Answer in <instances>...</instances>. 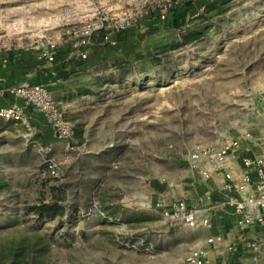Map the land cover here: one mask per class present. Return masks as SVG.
<instances>
[{"label":"rangeland","instance_id":"obj_1","mask_svg":"<svg viewBox=\"0 0 264 264\" xmlns=\"http://www.w3.org/2000/svg\"><path fill=\"white\" fill-rule=\"evenodd\" d=\"M209 1L0 0L2 62L22 52L42 54L51 42L58 49L71 45L79 55L88 26L97 31L105 24L113 32L134 22L116 34L119 43L128 41L127 55L119 43L101 45L97 31L92 47H103L100 60L86 61L53 91L66 118L82 130L75 134L77 150L49 137L42 121L0 119V264H186L205 232L162 214L157 203L173 195L165 189L177 193L191 178L188 154L197 146L246 132L264 135V0H225L229 10L214 17L216 26L195 49L160 52L193 26V15ZM169 4L166 18H159ZM127 31L138 36L123 40ZM142 52L159 54L161 62H137L123 80L109 74L114 59ZM49 163L57 165L56 175ZM56 194L66 206H82L89 196L90 208L40 221L24 213ZM115 203L140 221L111 218L103 205ZM242 248L230 243L223 264H264V243L246 240ZM244 248L252 253L243 255Z\"/></svg>","mask_w":264,"mask_h":264},{"label":"built area","instance_id":"obj_2","mask_svg":"<svg viewBox=\"0 0 264 264\" xmlns=\"http://www.w3.org/2000/svg\"><path fill=\"white\" fill-rule=\"evenodd\" d=\"M171 6L169 4L161 9V19L166 18ZM200 13H195L193 17L198 16ZM133 25L134 22L127 20L115 25L113 32L105 29V24L101 30L97 31H101L98 34H100L102 42L116 46L119 43L116 34L128 30ZM97 31L95 27L91 26L85 29V39L79 44L81 47L79 48V55L82 58L87 57L89 49L94 44L93 42L98 38L96 36L98 35ZM57 51V44L51 42L47 44L45 50H42L41 56L52 64ZM4 80L5 78L0 76V82ZM60 81L59 77L51 75L43 81L5 85L0 92L6 97H10L11 101L0 104V119L19 121L29 125L32 117L29 111L38 112L42 114L45 122L52 128L55 137L67 143L69 151L77 150L79 145L74 140L75 125L69 118H66L53 92ZM246 134H242V138H230L214 145H199L188 154V158L193 163L192 166L198 167L201 161L210 166L199 168L202 176L207 179L212 176V170L217 171L223 166L229 154L242 157V163L246 170L245 175L241 179H237L233 171L228 169L225 171L224 177L231 192L233 191L234 194L246 193L240 197L233 196L230 201L235 207L237 223L243 227L264 221V155L252 156L240 152L241 140ZM260 138L264 140V135ZM48 169L51 175L58 173L55 163H50ZM157 205H159L157 208L162 211L163 215L168 216L172 219L171 221L179 222L180 220L190 228L211 224L208 209L193 205L186 199L178 198L167 202L161 201ZM207 253V249L203 247L193 249L186 257V264H206Z\"/></svg>","mask_w":264,"mask_h":264},{"label":"crops","instance_id":"obj_3","mask_svg":"<svg viewBox=\"0 0 264 264\" xmlns=\"http://www.w3.org/2000/svg\"><path fill=\"white\" fill-rule=\"evenodd\" d=\"M154 13L151 11L149 15H154ZM154 22L155 20L151 18V20H148L147 24L149 27H152ZM127 32L126 35L123 34L121 36L123 40H132L134 37L138 36L130 33L131 31ZM126 42L128 41H121L118 44V47L121 48V53H123L122 55H127V53H129L123 48ZM101 45L106 46L105 43ZM102 48L103 47L97 46L94 48L91 47L87 57L82 58L78 53L74 52V48L71 45H64L59 47L56 58L52 64L37 52H22L10 61H0V76L5 78L4 81L0 82V90L5 85L43 81L51 75L61 79L57 88L64 87L63 84H67L66 81L71 75L85 67L86 61L96 59L95 62H97L100 60L98 58L101 56L100 53L102 52ZM9 101H11V98L6 97V95L0 92V104ZM29 112L32 116L30 118V123L32 121L36 122V120L42 121L43 123H41V125L44 131L49 133V137L55 139L52 128L45 122L42 114L33 110ZM246 133L241 140L240 152L242 151L244 155H264V140L259 136H255L252 132ZM199 166H192L189 169L191 178L183 181L182 185L178 186L179 192L176 193L173 188L168 189V187L165 191H169L170 189L173 191V195L170 197L171 199L183 198L193 205L208 209L211 224L208 226L191 228L194 230L200 229L205 232V235L196 239L197 241L194 247H203L207 249V264H223L224 262L222 261L227 253V246L230 243H239V250L243 249V243L246 242V240L256 239L258 242L264 243V221L245 227L237 223L235 207L230 201L233 196L240 197L246 193L234 194L233 191L231 192L226 185L227 181L225 180L224 173L226 170L231 169L236 178L241 179L246 171L242 163V157L236 154H229L223 166L217 169V171L212 170L213 174L208 179L202 176L199 168H208L209 165L201 161ZM248 254L245 249L243 255L248 256Z\"/></svg>","mask_w":264,"mask_h":264},{"label":"trees","instance_id":"obj_4","mask_svg":"<svg viewBox=\"0 0 264 264\" xmlns=\"http://www.w3.org/2000/svg\"><path fill=\"white\" fill-rule=\"evenodd\" d=\"M225 0H210L207 4L203 3V12H201L198 17L195 20L193 26H190V28H186L184 31L180 33V38H177L176 40L166 43L165 45L161 46L160 52L163 53L162 55H167L168 51L170 49H184L186 47H189V49H195L202 41L203 39L208 35V30L214 28L216 26L214 21V17L217 14L224 13L227 10H229L230 6H224ZM197 10V9H196ZM195 10L192 11L191 17L193 15ZM155 12V13H154ZM154 15H156V11L153 10ZM159 18H160V12H159ZM198 20V21H197ZM178 21V20H177ZM174 24H177L175 21ZM161 57L159 54H155L153 52L150 53H139L135 55L133 58H116L112 61V65L115 68L112 70L109 74L119 80H123L126 73H128L130 70H132L133 65L135 63L140 62L144 67L148 63H158L161 62ZM143 67V66H142ZM115 73V75H114ZM100 77V76H99ZM97 77V78H99ZM55 96V95H54ZM56 99V98H55ZM82 130H79L75 127L74 130V139L75 134H81ZM77 142V141H76ZM50 163L48 164L49 168ZM106 169L105 167L103 168ZM103 177V174L98 176V178L94 179L90 185V187H96V185L101 181ZM58 189V188H57ZM93 189V188H92ZM60 190V189H59ZM89 192H91V188L88 189ZM65 196L62 194H56L54 195L53 199L50 201H44L40 203H36L33 205H29V207L26 208L24 213H34L35 219L40 221L44 219H56L57 217L63 218L65 215H68V218L74 217L78 212L81 211V208H85L86 210L90 208L89 204V196L85 199V203L81 206L77 204L76 202L66 206L64 203ZM103 210L105 213H108L111 218H122L125 221H128L130 223H134L135 221H140V216L135 214V211L129 208L124 207L121 204H104ZM162 212V211H161ZM163 214V213H162ZM100 217L103 218L102 213H99ZM171 225V224H170ZM177 225L173 226V228H176Z\"/></svg>","mask_w":264,"mask_h":264}]
</instances>
